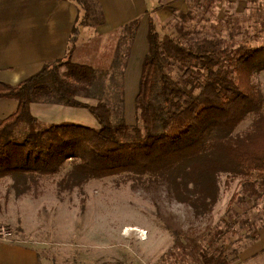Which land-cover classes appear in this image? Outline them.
Instances as JSON below:
<instances>
[{
  "label": "trees",
  "instance_id": "trees-1",
  "mask_svg": "<svg viewBox=\"0 0 264 264\" xmlns=\"http://www.w3.org/2000/svg\"><path fill=\"white\" fill-rule=\"evenodd\" d=\"M63 1L79 9L66 56L17 85L0 82V100L18 102L12 114L0 119V179H12L16 196L28 194L41 178L60 174L67 166L69 171L58 182L60 191L126 175L142 185H166L196 217L213 211L222 174L246 178L243 188L249 197L264 194V93L252 81L255 73L264 71L260 34H254L261 41L256 46L233 35L217 43L213 36L199 39L190 33H184L185 43L171 34L160 37L151 17L135 122L126 121L125 97L114 122L111 108L102 101L106 93L93 92L98 69L72 60L82 28L103 23L98 1ZM139 24L136 19L126 26V44L118 47L111 65L122 77ZM32 104L86 109L98 127L69 122L45 126L32 114ZM249 116V129L237 132ZM223 232L216 230L209 247L225 236ZM225 251L217 247L203 257L227 259Z\"/></svg>",
  "mask_w": 264,
  "mask_h": 264
},
{
  "label": "rangeland",
  "instance_id": "rangeland-1",
  "mask_svg": "<svg viewBox=\"0 0 264 264\" xmlns=\"http://www.w3.org/2000/svg\"><path fill=\"white\" fill-rule=\"evenodd\" d=\"M184 10L166 12L169 17L155 22L160 37L171 34L182 40L184 33H190L193 38L213 36L217 43H225L233 35L251 46L264 40V0H184ZM255 33L261 35L260 42ZM104 65L97 68L99 80L93 92L106 93L102 101L109 105L116 122L123 111L124 79L120 69L112 71L109 63ZM252 81L264 93V71L255 73ZM83 101L97 103L95 99ZM125 108L127 118H134L132 97L127 98ZM76 115L67 118L89 127L90 118L96 121L91 113L88 118ZM7 116L0 114V119ZM252 121L249 116L237 132L248 130ZM69 169L41 178L28 194L19 197L11 188L10 177L0 179V226L12 229V243L32 246L42 264H124L111 256L113 251H130L139 259L162 246L154 264L156 260L169 264L170 253L172 264H206L203 254L209 255L217 247H224L229 255V251L241 252L256 242L264 226V194L249 197L244 193V177L220 175L217 204L211 213L196 217L189 205L175 200L166 185H142L126 175L60 191L58 182ZM216 230L225 231V236L209 247ZM140 237L149 239L148 243L138 242ZM169 245L173 247L165 255ZM163 254L167 257L164 262Z\"/></svg>",
  "mask_w": 264,
  "mask_h": 264
},
{
  "label": "crops",
  "instance_id": "crops-1",
  "mask_svg": "<svg viewBox=\"0 0 264 264\" xmlns=\"http://www.w3.org/2000/svg\"><path fill=\"white\" fill-rule=\"evenodd\" d=\"M97 1L103 14V23L82 28L72 60L75 63L96 68H101L108 63L112 65L118 47L122 45L124 48V43L126 44V41H123L127 32L126 26L139 19L140 24L131 45L123 76L125 105L127 98L132 97L133 106H135L142 64L149 52L150 18L153 17L157 23L160 18L169 17L166 12L170 13L174 10L184 12V0ZM78 16V6L72 1L0 0V82L6 81L7 84L17 85L37 74L44 65L63 59ZM17 106L18 102L14 99H1L0 114L5 113L9 116L17 109ZM31 112L39 121L46 124L66 122L80 124L67 117L77 114L75 117L88 118V114L90 115L86 109L59 104H32ZM51 113L53 115L47 117ZM125 117L128 124L135 122V117L127 118L126 108ZM89 120L91 127H98L97 121L92 118ZM128 230L140 231L131 228ZM139 240L138 242L147 244L149 239L140 237ZM162 247L139 259L131 256L130 251L128 253L115 250L111 256L124 264H154V260L157 259L155 254L163 249ZM172 247L169 245L164 254L166 255ZM164 254L163 262L166 258ZM227 258V260L224 257L217 261H210L207 258L206 264H264V226L259 231L255 243L241 252L232 253ZM156 261L155 264H158L159 261L157 263ZM168 262L172 264L173 257ZM0 264L42 263L32 246L0 242Z\"/></svg>",
  "mask_w": 264,
  "mask_h": 264
},
{
  "label": "built area",
  "instance_id": "built-area-1",
  "mask_svg": "<svg viewBox=\"0 0 264 264\" xmlns=\"http://www.w3.org/2000/svg\"><path fill=\"white\" fill-rule=\"evenodd\" d=\"M13 231L8 226H0V242L9 243L13 239Z\"/></svg>",
  "mask_w": 264,
  "mask_h": 264
}]
</instances>
